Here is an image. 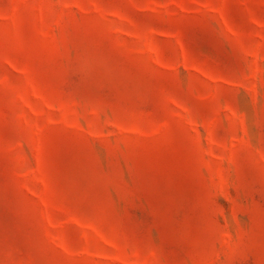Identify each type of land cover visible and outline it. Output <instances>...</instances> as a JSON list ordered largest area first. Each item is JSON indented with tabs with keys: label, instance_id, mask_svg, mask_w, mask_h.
<instances>
[{
	"label": "rangeland",
	"instance_id": "rangeland-1",
	"mask_svg": "<svg viewBox=\"0 0 264 264\" xmlns=\"http://www.w3.org/2000/svg\"><path fill=\"white\" fill-rule=\"evenodd\" d=\"M0 264H264V0H0Z\"/></svg>",
	"mask_w": 264,
	"mask_h": 264
}]
</instances>
